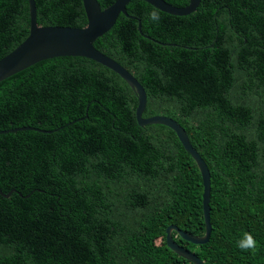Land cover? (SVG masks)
Masks as SVG:
<instances>
[{
	"label": "trees",
	"instance_id": "trees-1",
	"mask_svg": "<svg viewBox=\"0 0 264 264\" xmlns=\"http://www.w3.org/2000/svg\"><path fill=\"white\" fill-rule=\"evenodd\" d=\"M35 5L39 24H86L82 0ZM125 8L136 18L120 13L94 47L141 83L142 116L176 120L210 173L208 241L172 238L204 264H264V0H200L187 15ZM28 31V1L0 0V58ZM136 106L128 83L87 57L0 81V131L51 130L0 133V190H13L0 194V264H194L165 229L204 234L200 171L173 129L138 125ZM244 232L254 252L237 246Z\"/></svg>",
	"mask_w": 264,
	"mask_h": 264
},
{
	"label": "water",
	"instance_id": "water-1",
	"mask_svg": "<svg viewBox=\"0 0 264 264\" xmlns=\"http://www.w3.org/2000/svg\"><path fill=\"white\" fill-rule=\"evenodd\" d=\"M27 1L29 12L28 34L17 46L0 58V81L38 61L57 56L87 57L108 67L122 77L136 94L137 106L135 108V117L138 125L158 123L173 129L184 149L191 155L198 166L203 184L202 211L205 224L204 234L192 235L181 230L176 225L170 224L165 229V238L167 246L176 254L194 264H204L194 252L176 243L171 233L175 231L179 237L193 244H203L209 239L212 229L209 207L210 173L205 161L193 148L186 131L176 120L165 115L142 116L146 104V93L141 83L120 63L99 51L93 45L97 37L112 27L120 13L130 16L126 13L125 8L129 0H115L104 8L100 7L97 0H82L87 21L81 27L39 24L37 22L35 0ZM144 1L172 15H187L195 11L200 2V0H189L187 5L178 7L165 0ZM130 17L136 18L135 16ZM138 29L140 31L139 20ZM28 128L42 132H51V130L46 131L32 127H17L9 130H1L0 133ZM12 191L4 194L0 190V194L8 197Z\"/></svg>",
	"mask_w": 264,
	"mask_h": 264
},
{
	"label": "clouds",
	"instance_id": "clouds-1",
	"mask_svg": "<svg viewBox=\"0 0 264 264\" xmlns=\"http://www.w3.org/2000/svg\"><path fill=\"white\" fill-rule=\"evenodd\" d=\"M148 17L153 22L160 20V13L157 9H153L148 13ZM237 246L242 251L254 252L257 248V241L250 232H244L243 236L237 241Z\"/></svg>",
	"mask_w": 264,
	"mask_h": 264
}]
</instances>
